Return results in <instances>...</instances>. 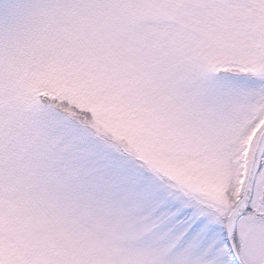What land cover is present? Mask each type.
Returning a JSON list of instances; mask_svg holds the SVG:
<instances>
[{"label": "snow or ice", "instance_id": "snow-or-ice-1", "mask_svg": "<svg viewBox=\"0 0 264 264\" xmlns=\"http://www.w3.org/2000/svg\"><path fill=\"white\" fill-rule=\"evenodd\" d=\"M0 264H264V0H0Z\"/></svg>", "mask_w": 264, "mask_h": 264}]
</instances>
